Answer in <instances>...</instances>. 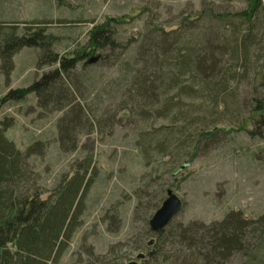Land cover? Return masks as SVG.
Returning a JSON list of instances; mask_svg holds the SVG:
<instances>
[{
    "label": "rangeland",
    "instance_id": "1",
    "mask_svg": "<svg viewBox=\"0 0 264 264\" xmlns=\"http://www.w3.org/2000/svg\"><path fill=\"white\" fill-rule=\"evenodd\" d=\"M246 5L247 0H0V40L42 29L56 37L60 55L82 47L94 25L111 18L120 22H111L118 44L104 51L106 60L78 68L77 100L86 104L85 120L94 126L76 134L74 151L60 148L62 112L39 108L34 93L4 101L11 89L26 88L53 68L37 65L40 49L22 48L9 79L0 61V125L7 123L8 137L22 150L43 142V151L25 160L24 190L32 194L38 188L42 198L52 196L62 178L83 171L79 164L93 157L96 178L81 225L53 264H86L91 245L108 255L110 264L135 259L151 237L150 218L168 188L183 201L176 223H210L231 210L249 218L264 215V120L251 118L255 100L264 95V46L251 47L249 66L217 51L221 80L229 79L224 95L229 99L222 95L217 101L214 88L200 83L207 73L196 76L180 65L193 48L203 52L211 42L236 39L231 25L215 14ZM263 34L264 27L257 45L264 43ZM151 49L157 57L147 53ZM143 72L164 79L166 91L138 95L132 81ZM186 86L194 92H181ZM108 211L116 224L105 220ZM244 260L238 255L232 264Z\"/></svg>",
    "mask_w": 264,
    "mask_h": 264
},
{
    "label": "trees",
    "instance_id": "2",
    "mask_svg": "<svg viewBox=\"0 0 264 264\" xmlns=\"http://www.w3.org/2000/svg\"><path fill=\"white\" fill-rule=\"evenodd\" d=\"M215 15L223 19L225 25H231V34L236 35V39L232 40V36L230 43L220 45L211 42L203 52L193 48L180 65L191 68L196 76L200 71L207 73L208 76H203L200 83L208 82V86L214 88V97L218 101L222 95L229 99L224 96L229 79L225 76L221 80L219 65L222 60L217 57V51L224 56L229 55L235 62L245 60L248 63L251 47L261 49L264 46L261 42L256 44L257 32L264 27V18H260L264 15V0H247L246 7L239 11ZM113 20L120 23L111 18L94 25L87 42L68 55H60L54 49L56 37L42 29L20 35L14 32L0 40L1 69L7 79L14 70L15 55L24 47H38L37 65L53 67L43 71L26 88L11 89L4 101L34 93L39 108L50 113L62 112L57 122L62 151L76 150L79 144L76 134L82 129L87 131L89 124L91 128L94 126L93 122L88 124L85 120L86 104L77 100L81 93L78 68L106 60L104 51L117 47V35L111 26ZM263 38L264 34L260 40ZM163 42L166 43V39ZM153 46L159 48L155 42ZM152 52V49L147 51L152 57H157ZM163 81L143 72L132 82L138 88L136 93L146 97L156 89L166 91L169 84H160ZM190 88L192 86H186L181 92L192 94L194 91ZM252 117L260 122L264 120V95L255 100ZM6 124L2 121L0 125V264L58 263L81 225L86 197L96 178L93 157H86L79 164L83 171L78 170L72 176L62 178L54 195L42 198L38 188L30 194L24 190L28 179L25 160L43 151V142L35 140L22 150L8 137ZM113 214L108 211L104 216L105 220H110V225L117 222ZM174 220L160 231H153L151 227L147 229L151 237L146 238L144 251L139 252L145 254L142 264H232L238 255L244 257L243 264H264V215L249 218L241 210H231L222 219L210 223L191 221L184 224ZM109 230L114 231L113 228ZM114 250L111 246L108 253L111 255ZM86 252L89 256L86 264H110L106 260L108 255L97 254L92 245Z\"/></svg>",
    "mask_w": 264,
    "mask_h": 264
},
{
    "label": "water",
    "instance_id": "3",
    "mask_svg": "<svg viewBox=\"0 0 264 264\" xmlns=\"http://www.w3.org/2000/svg\"><path fill=\"white\" fill-rule=\"evenodd\" d=\"M182 209V199L172 188H168L165 200L150 218L149 224L151 229L156 232L164 229L180 214ZM144 257V253H139L135 259L130 260L126 264H142L141 259Z\"/></svg>",
    "mask_w": 264,
    "mask_h": 264
}]
</instances>
